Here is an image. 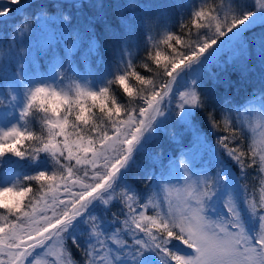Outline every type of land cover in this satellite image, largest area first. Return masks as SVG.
Segmentation results:
<instances>
[{
  "label": "snow or ice",
  "instance_id": "snow-or-ice-1",
  "mask_svg": "<svg viewBox=\"0 0 264 264\" xmlns=\"http://www.w3.org/2000/svg\"><path fill=\"white\" fill-rule=\"evenodd\" d=\"M23 2L0 0V18L11 13L9 5ZM256 3L264 8V0ZM246 19L247 16L221 17L216 10L202 7L195 12L192 23L197 29L212 28L210 37L203 34L204 38L200 39L198 35L193 43L182 35L167 34L159 43H153L154 51L148 59L159 70L156 75L167 78L159 84L134 69L130 53L124 61L125 70L99 91L82 88L74 81L62 86L67 73L81 75L70 55L67 67L60 60L52 65L50 72L34 76L31 86H25L29 95L25 96L21 118L25 120L37 108L44 114L41 117L44 131L37 135L26 127L24 130L13 127L0 133V157L12 153L23 158L26 153L20 147L21 142L33 141L32 156L35 158L41 152L50 154L61 174L41 172L28 178L22 188L0 189V209L6 213L0 214L3 222L0 223V264H48L43 259L46 256L55 257L51 264H73L71 246L82 249L84 264H121L122 260L130 264H153L150 259L153 254L160 256L164 264H264V196L259 206L246 196L248 209L260 220L258 230L251 234L246 230L238 203L231 196L224 201L228 216L213 218L210 202L216 195V181L192 180L183 155L177 162L186 177L182 186L165 184L145 202L133 184L124 186L123 191L120 185L124 170L130 168L142 149V141H148L146 134L163 124L160 118L165 116L167 108L171 107L180 119H191L194 112L204 111L210 126L218 127L217 114L208 111V94L196 80L177 91L180 88L177 78L186 68L201 64L202 58L214 60L220 38L239 28ZM63 20L70 18L64 16ZM96 27L120 39L110 24L101 22ZM160 43L171 51L166 54L159 50ZM89 44L95 50L96 40L92 36ZM177 45L187 50H178ZM78 46L79 41L68 52ZM143 67L153 71L148 63ZM132 79L140 87H134L130 83ZM113 84L119 85L127 95V102L112 94L109 85ZM133 98L142 103L130 108ZM17 99L11 96L9 105ZM3 104L0 98V105ZM94 109L101 115L97 116ZM69 117L73 118L71 122ZM258 121L264 126V111ZM224 125L227 134L218 139V145L242 170L253 168L264 173V131L259 146L253 140L251 146L239 147L243 123L238 127L237 121L225 116ZM73 161L82 169L79 175ZM32 182L38 183L39 188L29 186ZM113 201L120 203L121 208L119 215L112 213L110 222L90 211L96 202L107 211ZM149 208L154 210V215L146 214ZM109 224L115 227L110 229ZM81 225H86L88 230L86 246L80 244L75 234ZM109 230L111 235H106ZM173 241H180L193 254L171 251L168 245Z\"/></svg>",
  "mask_w": 264,
  "mask_h": 264
},
{
  "label": "rangeland",
  "instance_id": "rangeland-1",
  "mask_svg": "<svg viewBox=\"0 0 264 264\" xmlns=\"http://www.w3.org/2000/svg\"><path fill=\"white\" fill-rule=\"evenodd\" d=\"M34 1L40 0H25L21 5H9L12 8L11 13L6 18H0V20L5 21L13 19L9 24L0 28V98L5 99L4 104L0 105V133L13 127H20L22 130L26 127L37 135L44 131L41 123V117L44 114L39 112L37 108H34L25 120L21 118L25 102L22 89L26 85L31 86L34 76H39L45 71L50 72L52 65L60 60H64L65 67H67V58L70 55L74 67L81 75L74 76L72 73H67L62 86L67 87L74 81L80 84L82 88L99 91L100 88L107 85L111 74L121 73L125 70L124 61L129 58V53L133 63L140 51L147 49L153 52V43L162 41L165 35L173 31L172 26L183 24L187 17H194L195 12L202 7L205 10L214 9L221 17L228 16L229 19L232 15L237 19L247 16L245 22L239 27L247 24H250V27L249 29L244 28V32L232 40L227 41V38L236 29L221 37L218 41L215 59L209 61L202 58L201 64L186 68V72L178 79L180 88L177 91L183 90L184 87L191 85L193 80H196L200 89L205 92L207 90L204 87L206 81L210 78H217L216 67H220L221 63L232 67L234 65L244 66L262 58L264 52V40L247 36L248 31L264 24V8L259 7L256 0H217L216 2L213 0H113L116 1L117 7L121 10V19L124 20L122 23L127 30L126 37L116 43L117 46L111 53L106 52L105 48L100 45L98 32L94 27H91L88 18L82 21L73 11L63 8L27 14L26 8ZM110 1L101 0L99 2L97 5L99 8L98 15L104 13L106 4ZM64 16H68L70 20L64 21ZM205 23L207 22L205 21ZM25 25L27 26L26 29ZM128 26L134 27L135 36H129ZM212 31V28L197 29L195 27L189 33L188 41L194 43L198 35L200 39H203L204 35L210 37ZM90 36L96 40L95 50H92L89 44ZM149 36L152 37L151 40H149ZM77 41H79V46L69 53L68 48L76 44ZM163 48L166 49V46L160 43L159 50ZM105 54H111L112 58L106 59L103 56ZM260 55L262 56L260 57ZM122 56L124 59H121ZM222 56L224 59L219 60ZM114 64L116 67H113ZM225 68L229 69L228 66ZM156 83L158 84V82ZM59 90L57 88V91ZM13 95L17 96L18 99L9 105ZM71 95L74 98V91ZM93 111L97 116L101 115L98 109ZM262 111H264L263 100L252 101L243 107L227 105L223 109V125L225 116L230 120L237 121L238 127L241 122L243 123V132L241 133L243 138L239 140L237 146H251L253 140H256L259 146L260 134L264 131V126L258 121V116ZM194 113L191 119H180L171 107L166 109L165 116L160 118L163 124L156 127L153 133L146 134L148 141L146 143L142 141L143 147L139 151V153H148L149 160L147 163H152V166L155 165L157 168L149 172L147 163L141 160V163L138 164V171L136 170L138 173L136 176L140 179L144 174H148L147 179L151 182L149 183L147 180L148 183L135 186L133 181L127 179L125 175L129 168L123 172V178L120 181L121 190H124V186L133 184L137 192L142 194L145 197V202H147L146 198L159 192L165 184H168L169 187L182 186L186 177L183 168H180L177 162L183 155L188 162V171L192 180L200 179L203 181L210 178L216 181V195L210 202L214 208L213 218L228 216L224 201L231 196L238 203L246 230L254 234L255 230H258L260 220L248 209L246 196L248 199L254 200L259 206L261 197L264 196V173L253 168L242 170L240 165L218 145L217 141L222 137L221 135L207 136L196 130L197 125L193 122ZM72 119L69 117L70 122ZM173 136L176 137L175 140H173ZM189 137L192 138V145L185 148ZM92 138L95 139L94 134ZM156 141L160 145V154L148 151ZM34 146L35 142L33 141H22L20 147L26 153L23 158L12 153L0 157V189L22 188L28 183V178L41 172L61 174L60 169L54 165L55 161L50 154L40 153L35 158L31 156V149ZM167 146L176 149L177 156L175 155L176 152L172 154L170 150L162 151ZM135 160L134 157L132 169ZM65 163L67 162L65 161ZM72 165L77 168V175H79L82 169L75 165V161L72 162ZM152 176H155V180L152 179ZM29 186L34 189L39 188V184L36 182H32ZM120 208L121 204L113 201L106 211L105 206L96 202L90 211L93 215L110 222L112 213L119 215ZM0 214L6 215L2 209H0ZM146 214L154 215L155 213L153 209L149 208ZM120 218L123 219V216ZM9 219L14 220V217H9ZM0 223L3 222L0 221ZM114 227L115 225L109 224L110 229ZM87 232L86 225H81L75 233L82 246H86L88 243ZM106 235H111V231L109 230ZM124 239H128V237L124 236ZM110 246L115 248V245L110 244ZM168 247L173 252L185 255L193 254L180 241H173ZM53 251L56 250L53 249ZM71 254L73 264H84L85 256L82 249L71 246ZM54 258L53 256L43 257L48 264H51ZM150 259L153 264H164V260L160 256L153 254ZM121 264H130V262L122 260Z\"/></svg>",
  "mask_w": 264,
  "mask_h": 264
},
{
  "label": "trees",
  "instance_id": "trees-1",
  "mask_svg": "<svg viewBox=\"0 0 264 264\" xmlns=\"http://www.w3.org/2000/svg\"><path fill=\"white\" fill-rule=\"evenodd\" d=\"M101 0H83L82 2L78 1H59V0H40V1H34L31 3L27 8L26 12L27 14L40 12L43 10L48 9H58L63 8L70 11H73L76 16L79 17L82 21L88 18V22L91 24V27H94L95 30L98 32V41L103 48H105L106 52L111 53L112 50H114L115 46H117V42L122 40L124 37H126V30L127 28L123 26L122 19H121V10L119 7H117V4L111 0L108 4H106V9L103 11L104 13L101 15H98L99 8H97V5L99 4ZM217 0H213V2H216ZM114 4V5H113ZM98 15V16H97ZM96 18V19H95ZM13 19L9 21L0 20V28L3 27L6 24H9ZM193 16L187 17V20L183 22V24L174 25L172 26L173 31L170 32V34H176V35H182L185 40H188V35L191 33L193 28H195V24L192 23ZM104 25L110 24L113 28V31H117V35H120V39L113 38L111 34H104L103 31H101L97 26L98 23H101ZM187 25V27H184ZM130 33L132 32V35H136V31L133 26H128ZM247 36L249 37H256L261 38L264 40V24L258 27H255L254 29L247 32ZM178 50H182L180 45H177ZM161 51L165 52L166 54L171 51V49H162ZM150 52L147 49H144L143 51H140L137 56L134 59L133 67L136 71H138L141 75H145L146 78L149 79H155L158 84L163 79L162 76H157L156 72L159 71L156 69V66L154 63H152L148 56ZM106 55V56H105ZM103 55L106 59L112 58L111 54H105ZM263 55V56H262ZM260 55L262 58L257 59V61L249 62L247 65L240 66V65H234L229 66L226 64H222L216 67V73L217 78H210V80L206 81V85L204 87L207 88L205 91L209 98L208 101V111L215 112L218 116V119L216 121L218 127L216 129H213L209 122L207 115L204 111H197L194 113L193 116V122L197 125V131L199 130L204 135L207 136H213V135H225L227 134L224 131V125L222 121V111L227 105H232L235 107H243L247 105L248 103L256 100H263L264 101V52ZM224 57L222 56L221 59L223 60ZM145 63H148L149 66L153 69L152 72H149L148 69L144 68L143 65ZM226 66L229 67L225 68ZM113 67H116L115 64ZM120 73H114L110 75V80L114 79L116 75ZM164 79H167L164 77ZM130 83L134 87H140L134 79L130 80ZM112 94H115L123 100L124 102L128 101V97L126 94L123 93L122 89L119 87V85H111L110 86ZM203 91V90H202ZM141 101H139L137 98H133L132 103L129 104V107L133 106H139ZM99 112V110H98ZM192 145V138H188V143L186 144L185 148L191 147ZM160 145L158 141L154 143V146H152L148 151L153 152L155 154H160ZM183 149V148H182ZM181 149V150H182ZM172 151L176 152L177 150L174 149L171 146H167V148L163 149L162 151ZM161 151V152H162ZM180 151V150H179ZM165 154V153H164ZM177 156V155H176ZM135 164L134 168L132 169V166L130 167L129 171H126L125 175L127 176V179H131L135 186H141L144 185L147 182V177H149L148 174H144L140 179L136 175L138 173V167L141 163V160L144 163H147L149 160L148 153L140 152L135 155ZM164 160H166L164 158ZM146 165L149 172H152L153 170H156V166H152V163H147ZM132 176V177H131ZM150 183L151 180H148ZM147 182V183H148Z\"/></svg>",
  "mask_w": 264,
  "mask_h": 264
},
{
  "label": "bare ground",
  "instance_id": "bare-ground-1",
  "mask_svg": "<svg viewBox=\"0 0 264 264\" xmlns=\"http://www.w3.org/2000/svg\"><path fill=\"white\" fill-rule=\"evenodd\" d=\"M244 28H246L245 26H241L239 28H237L234 32H232L228 38L227 41L232 40L233 38L239 36L240 34H242L244 32ZM186 71L184 70L183 72H181L177 78V80L185 73Z\"/></svg>",
  "mask_w": 264,
  "mask_h": 264
},
{
  "label": "clouds",
  "instance_id": "clouds-1",
  "mask_svg": "<svg viewBox=\"0 0 264 264\" xmlns=\"http://www.w3.org/2000/svg\"><path fill=\"white\" fill-rule=\"evenodd\" d=\"M22 95L23 96H26V95H29V93H27V91H26V88H24V89H22ZM4 101H5V99L4 98H2ZM46 99V98H45ZM55 101H53V103H54ZM35 108V107H34ZM41 153H44V152H41ZM40 154V153H39ZM31 156H32V153H31Z\"/></svg>",
  "mask_w": 264,
  "mask_h": 264
}]
</instances>
